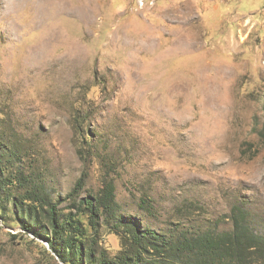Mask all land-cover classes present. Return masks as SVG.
Instances as JSON below:
<instances>
[{"label": "rangeland", "instance_id": "obj_1", "mask_svg": "<svg viewBox=\"0 0 264 264\" xmlns=\"http://www.w3.org/2000/svg\"><path fill=\"white\" fill-rule=\"evenodd\" d=\"M263 105L264 0H0V159L54 202L113 183L111 256L114 221L264 237ZM5 209L0 264H63Z\"/></svg>", "mask_w": 264, "mask_h": 264}, {"label": "trees", "instance_id": "obj_2", "mask_svg": "<svg viewBox=\"0 0 264 264\" xmlns=\"http://www.w3.org/2000/svg\"><path fill=\"white\" fill-rule=\"evenodd\" d=\"M259 136L264 141V120ZM12 165L0 159V217L7 205L14 207L17 217L25 219L23 230L44 239L63 264H264V237L250 230L237 207L228 217L231 231L184 234L180 239L114 221L110 228L120 236V250L111 256L92 233L101 219L118 217L113 183H104L96 195L81 197L84 174L65 198L54 202L43 185Z\"/></svg>", "mask_w": 264, "mask_h": 264}]
</instances>
